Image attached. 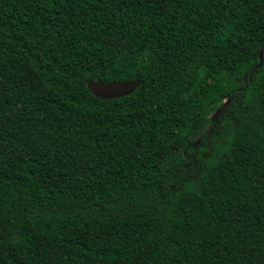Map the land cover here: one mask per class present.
Masks as SVG:
<instances>
[{
  "label": "trees",
  "instance_id": "obj_1",
  "mask_svg": "<svg viewBox=\"0 0 264 264\" xmlns=\"http://www.w3.org/2000/svg\"><path fill=\"white\" fill-rule=\"evenodd\" d=\"M0 264H264V0H0Z\"/></svg>",
  "mask_w": 264,
  "mask_h": 264
},
{
  "label": "water",
  "instance_id": "obj_2",
  "mask_svg": "<svg viewBox=\"0 0 264 264\" xmlns=\"http://www.w3.org/2000/svg\"><path fill=\"white\" fill-rule=\"evenodd\" d=\"M141 79L106 82L101 78L89 79L87 85L91 92L100 98H116L132 93L140 84Z\"/></svg>",
  "mask_w": 264,
  "mask_h": 264
},
{
  "label": "rangeland",
  "instance_id": "obj_3",
  "mask_svg": "<svg viewBox=\"0 0 264 264\" xmlns=\"http://www.w3.org/2000/svg\"><path fill=\"white\" fill-rule=\"evenodd\" d=\"M199 137H200V136H197V137L195 138V143H197V142H198V140H199Z\"/></svg>",
  "mask_w": 264,
  "mask_h": 264
}]
</instances>
